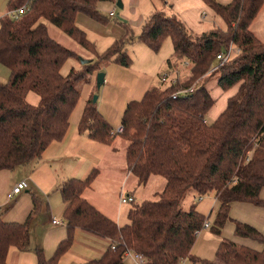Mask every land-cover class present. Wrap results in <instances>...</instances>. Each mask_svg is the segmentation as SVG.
<instances>
[{"label": "trees", "instance_id": "obj_1", "mask_svg": "<svg viewBox=\"0 0 264 264\" xmlns=\"http://www.w3.org/2000/svg\"><path fill=\"white\" fill-rule=\"evenodd\" d=\"M117 1L8 0V11L0 19V62L10 69L7 80L0 77V170L31 163L50 143L63 140L81 95L78 83L88 81L108 62L131 66L128 43L137 39L159 50L169 37L174 56L190 61L188 78L166 88L148 89L141 99L129 101L122 115L123 131L119 134L127 143L129 172L138 185L146 184L154 174L163 176L166 183L158 197L134 205L129 222L120 225L84 193L100 173L97 166L84 177L67 178L59 188L66 203V237L52 257L37 247L36 264H61V257L81 229L110 240L101 257L82 264H126L128 251L143 255V264H181L186 258L195 264H264V233L239 220L235 221V234L258 242L261 248L223 238L215 262L193 255L197 232L210 222L211 214L202 213L195 205L190 209L181 205L190 191L215 193L220 205L210 229L216 234L230 221L232 201L264 206V39L251 28L264 0H232L227 4L207 0L226 27L198 34L178 17L155 10L136 39L124 34L100 53L77 24V14L106 22L108 18L99 12L100 4ZM22 7L23 12L15 16ZM46 20L94 52L96 59L69 75L61 74L66 59L74 53L53 38ZM231 44L240 52L221 63L218 52ZM214 75L224 92L237 91L209 124L206 114L216 100L207 82ZM194 84L196 92L173 97L175 91ZM33 91L40 95L38 104L28 101ZM81 119L80 132L93 140L109 143L119 135L113 133V125L95 102L87 103ZM32 195L34 210L26 221H5L0 212V264H11V247L22 251L29 245L30 219L43 203L40 195Z\"/></svg>", "mask_w": 264, "mask_h": 264}, {"label": "rangeland", "instance_id": "obj_2", "mask_svg": "<svg viewBox=\"0 0 264 264\" xmlns=\"http://www.w3.org/2000/svg\"><path fill=\"white\" fill-rule=\"evenodd\" d=\"M112 10H114L117 15H111L110 17L109 12ZM123 10L124 7L119 8L117 2L101 3L99 12L104 17L106 16L108 18L106 22L98 21L82 12L77 14V24L83 30H85L88 35V39L97 44L98 52H102L106 50V48H108L110 45H112L111 43L113 42L114 38L117 37L116 32L121 33L122 30H125V34H132L134 35L135 39L142 32L143 28H141V26H132L133 29L125 26L126 23L124 20L127 19L123 15ZM155 10L158 9L156 8L153 11ZM259 14L252 22L251 28L259 35L260 38L264 39V6L262 7ZM137 15L138 12H136L135 15H130V17L135 18L137 17ZM147 19H149V16H147ZM45 23L47 24L48 30L50 31V34L53 36V38L60 44L62 43V45H65L74 53L72 56L66 59L67 61L62 66L61 74L69 75L72 71L81 69L84 64V60L93 61L94 59H96V55H92V52H90L85 46L79 44L77 40L75 41L70 35L65 32V30H63L62 28L60 29L48 20H46ZM127 48L128 53L130 54L131 58H133V63L131 66H120L116 62H108L107 64L101 65V71L106 74V78L105 82L100 87H98L97 84L99 71H94L92 73V76L89 77L88 81H80L78 83V88L81 91V95L78 99L76 107L74 108L70 116L71 124L69 127V131L75 129L78 136L81 135L90 140L89 142L82 144L83 149L85 150L83 151L86 153L88 152L94 157L97 156L100 159L98 163H96V160L93 159L94 157H90L87 159H93L92 163L94 165L90 167V170L93 167L97 166L100 169L99 172L102 178V180H100L95 185V187L94 185L91 187V190L93 191L90 192V197H95L94 199L97 198L102 203L104 202L110 210L112 209V211L108 213L110 216L114 215L115 217L116 213H119V219H121L119 221L122 222L121 225H125L129 222V212L134 205L140 204V202L146 199L155 200V198L158 197V192H160L166 182V179L163 176L154 174L150 176L151 178L148 183L136 185V177H134V175L129 172V164L126 160L127 143L122 138V136L117 133L118 128L122 127L121 121L123 112L129 101L141 99V97H143V92L148 85L149 87L147 89H151L152 87L166 88L168 82H162L161 78L163 75L169 73L170 78L176 76L181 77L184 75V70L189 69L190 66V61L187 58L180 59L174 56V45L169 37L163 41V44L159 50L149 48L147 44L143 43L142 41H137V39L128 43ZM213 78H217L216 75L211 76V79ZM214 83L215 82L212 81L211 85ZM218 89L221 91L219 95L217 94ZM211 92H215L217 94V101L214 104V108H212V110H210L206 114V120L209 124H211L216 119V114H218V111L221 109L220 106H222V102L224 101L222 99V96L226 95V92H224L219 85L211 87ZM96 96L97 99L95 103L97 104V107L102 116L105 119L109 120V122L113 125V133L119 134L114 140L109 143H105L95 139L93 140L91 137L86 134L84 135L79 130V124L82 120L81 117L85 110V107L87 106V103L89 101L94 102L93 99ZM28 101L31 104H38L40 102V95L35 91L30 92L28 95ZM52 150L54 149L47 148L45 154L43 153V155L40 157L42 159L41 161H45L47 157H50ZM41 165L42 166H37V175L44 174L45 179L43 180H45L46 185H49L52 180L49 172L50 167L46 166V164ZM81 166L82 163H80L77 168L70 171L76 173L77 171H79ZM15 169L16 170H5V172L9 173V175H14L16 173L20 174L21 170L27 169L29 171L30 167L22 165L19 168L17 167ZM57 170L58 168L53 170V172ZM26 178L29 180V177ZM33 188L34 190L37 189V191L42 194L45 199L48 198L49 194H52L50 198L52 197V205L55 211L52 207L53 210L51 211L50 216L51 218L56 217L63 219V214L60 215L57 213L63 210V201L61 197L62 194H60L59 192L60 186H58V188L56 187L54 189H51V191L49 192L45 189V186L41 185V183L39 184L38 180L35 179L33 180ZM24 190L25 189H23L22 192H26ZM24 194L25 193H23V195ZM214 194L215 193L210 192L203 195L198 194L195 191H190L181 203L182 208L190 209L194 205L196 206V208L197 206L199 208L200 204L205 205L210 198L214 197ZM128 195H132L135 198V201L120 203L121 198L127 197ZM26 196L27 198H29L30 193H28V195ZM10 202L12 201H9V203ZM43 204L44 202L41 205V210H43ZM40 211H36V213H34L32 216V220L30 219L31 232L34 238L37 237V235H43L44 232H47V234L50 235L52 231L55 230L53 225H49L47 222V213H40ZM77 233L78 231L75 234V241L77 239ZM258 248H261V244ZM36 249V244L31 245L30 249L25 254H23L22 262L24 261L25 257L29 256V261L34 260V258L36 261ZM84 251V246H80V252L82 253ZM82 261L83 260L78 262L81 263ZM67 262L69 263V261ZM126 263L136 264V262L130 255L129 257H127Z\"/></svg>", "mask_w": 264, "mask_h": 264}, {"label": "crops", "instance_id": "obj_3", "mask_svg": "<svg viewBox=\"0 0 264 264\" xmlns=\"http://www.w3.org/2000/svg\"><path fill=\"white\" fill-rule=\"evenodd\" d=\"M217 1L221 4H227V3H230L232 0H217ZM122 2L124 4L123 5L124 7L123 15L127 19L124 21L128 23L127 25L130 28H132V26H135V25L141 26V28H143V25L148 20L147 16H149L150 18L152 11L156 8L158 10L166 12L168 15H173L181 19L183 23L185 24V26L188 27L193 34L210 31V29L215 28V27H221L224 29L226 27V23L224 22L223 18L220 15H218L208 5L207 0H122ZM7 11H8V0H0V19H1V16L4 15ZM136 12H138L137 17L135 18L130 17V15H135ZM125 33H126L125 30H122L121 33L116 32L117 37L114 38L113 42L117 39H120ZM102 52L100 51V53ZM92 53H93L92 55H95L94 52ZM183 74L184 75L181 77L180 76L171 77V78L169 77V79H173V78H176L178 80L186 79L190 75L189 69H185ZM9 75H10V69L4 63L0 62L1 79L7 80L10 77ZM212 81H214L215 82L214 84L217 85V78L210 79L207 82V86L210 90H211V87L216 86L214 84L211 85ZM148 87L149 85L147 86V88ZM146 89L144 90L143 95L148 90ZM236 91H237L236 88L228 90L226 91V95L222 96V99L224 101L222 102V106H220L221 109L218 111V114H216L217 115L216 118L226 108L227 102H228L227 98L231 94H234ZM220 93L221 91L218 89L217 94L219 95ZM211 94L216 100L217 94L215 92L214 93L211 92ZM212 108H214V105L212 106ZM89 141L90 140L85 138L84 136H81V135L78 136V134H76L75 129H72L71 131H68L66 137H64L63 140L54 141L49 144L47 148L49 149L53 148L54 150H52L50 157H47L45 161H41L42 159L40 158L39 160L35 159L31 163L25 164L24 166L30 167L29 171L27 170L28 169L27 168L25 170H21L20 174L16 173L14 175H9V173H6L5 170H10V169L0 170V212L2 213V217L4 218V220L21 222V223L22 221H26L29 218V216L32 214V211L34 210L32 194H38L43 198V202H44L43 204L44 207L42 208L43 210H41L40 213L42 212L47 213L48 224L53 225V227L55 228V230L52 231L50 235H48L47 232H44L43 235L41 236L37 235V237L34 238L31 232V221H30L29 245L26 249L22 251L16 247H11V249L8 252V255H9L8 261L11 264H36V262L38 261V256L36 252H35L36 261H35V258L34 260L29 261V257H30L29 256V257H25L24 261L22 262L23 254H25L30 249L31 245H34V244H36V248L41 247L44 251V254H46L48 258L52 257L60 241L65 239L66 233H67L66 223L65 222H64L65 224L54 223L52 221L53 217L51 218L50 216L51 211L54 209L52 205L53 204L52 197L50 198L52 194H49L48 198L45 199L42 196V194H40L37 191V189L34 190L33 180L35 179L38 180V183L39 184L41 183V185L45 186V189L50 192L51 189H54L56 187L58 188V186H61L63 182H65V180L69 177L86 176L94 168L93 167L90 170V167L94 165L92 163V160L93 159L96 160V163L100 161L99 157L97 156L94 157L88 152L87 153L84 152L85 150L83 149L82 144L89 142ZM47 148L45 150H47ZM90 157L91 158L94 157V158L92 160H87ZM80 163H82V166L80 167L79 171H77L76 173L70 171L72 169L77 168L78 165H80ZM41 164H46V166L50 167L49 172H50V177L52 180L49 185H46L45 180H43L45 179L44 174L37 175L38 173L37 166H42ZM56 168H58V170L53 172V170H55ZM12 170H16V169H12ZM26 177H29V180ZM22 178H26V180H28V183H29V186L25 188L24 190L26 192H22L23 191L22 190L21 193L16 194L12 198H9L7 194L12 190V188L17 183L21 182ZM100 180H102V178L99 173V175L96 177V180L93 184L94 187ZM136 185H138L137 180H136ZM92 191L93 190H91V188L87 189L84 192L86 197L90 201H92V203L95 206L102 209L103 212L107 214L110 213L112 209L110 210L109 207H107L104 202L102 203L97 198L94 199L95 197H90V194H91L90 192ZM23 193L25 194L23 195ZM28 193H30L29 198H27L26 196L28 195ZM261 196L264 198V187L261 190ZM9 201H12V202L9 203ZM62 201H63L62 202L63 210L60 212H57L60 215L64 214L65 207H66V203L64 202L63 197H62ZM230 204H231L230 213H229L231 217L230 221L227 222V224L224 226L220 234L214 233L210 229V226L207 228L201 229V231L197 234L198 237L191 249L193 255H195L196 257H199L200 259L203 258V259H207L209 261L215 262L216 257H217V250H218L217 248L220 245L223 238L234 239L239 243H242L245 245L248 244L255 248L260 247V244L258 242L252 239H249V238L245 239V238L238 237L235 234V221L239 220L244 223L245 222L250 223L251 225L256 227L259 231L264 233V206H261V205L257 206L247 201H244V202L232 201ZM219 205L220 204L217 201V198L214 194L213 198H210L205 205L200 204L199 208L197 206V209L206 215L211 214L210 222H212L214 220L213 218L215 216V211L217 210ZM116 215L115 217L114 215L113 216L109 215V216L114 218L121 225L122 222L119 221L121 220L119 219L120 217L119 213H116ZM63 220H64V217H63ZM126 221H123V222H126ZM77 231H78L77 236H76L77 244H76V241H74L75 243H73L72 247L66 252L65 255L61 257V261H60L61 264H82V262L97 259L101 257L105 253V250L110 246V240L104 237H101L97 234L96 235L92 234L83 229L77 230ZM82 245L84 246L85 251L81 253L80 246ZM127 257H129V255ZM81 260H83L81 263L78 262ZM67 261H69V263ZM181 264H195V263H193L189 258H186L185 260L182 261Z\"/></svg>", "mask_w": 264, "mask_h": 264}, {"label": "built area", "instance_id": "obj_4", "mask_svg": "<svg viewBox=\"0 0 264 264\" xmlns=\"http://www.w3.org/2000/svg\"><path fill=\"white\" fill-rule=\"evenodd\" d=\"M23 10H24V7L18 9V11H16V13H15V16H17L18 13L23 12ZM13 14H14V12H13ZM109 14L112 16L117 15L114 10L110 11ZM239 52H240V49L236 45L231 44L225 51L218 52V54H217L218 59L217 60L220 61L221 63H224V62L234 58ZM216 66H218V65H216ZM161 80L164 83L168 82V84H173L178 79H176V78L169 79V74H166V75L162 76ZM197 88H198L197 84L191 85L189 87H182L181 89L174 92L173 97L176 98L179 96H187L191 93L196 92ZM122 131H123V127H120L117 130L118 133H120ZM28 186H29L28 180L22 179L21 182L17 183L7 195L9 196V198H12L16 194L21 193V191L23 189L27 188ZM134 201H135V198L132 195H128L127 197H122L120 200V203L134 202ZM52 221L54 223L65 224L63 219L56 218V217H54L52 219ZM209 226H210V222H206L204 225V228H207ZM199 232H197V234ZM128 255H130L134 259L136 264H143V262H144L143 255H140V254H137V253H134L131 251H128Z\"/></svg>", "mask_w": 264, "mask_h": 264}, {"label": "water", "instance_id": "obj_5", "mask_svg": "<svg viewBox=\"0 0 264 264\" xmlns=\"http://www.w3.org/2000/svg\"><path fill=\"white\" fill-rule=\"evenodd\" d=\"M117 5L120 8V7H123L124 4H123L122 0H118ZM83 62L85 64V63L92 62V60H84ZM105 78H106V74H104L102 71H99L98 80H97L98 87H100L105 82ZM96 99H97V96L94 97L93 101L96 102Z\"/></svg>", "mask_w": 264, "mask_h": 264}]
</instances>
